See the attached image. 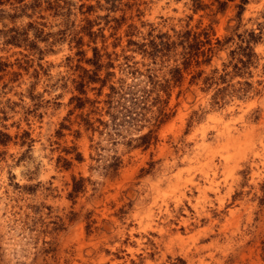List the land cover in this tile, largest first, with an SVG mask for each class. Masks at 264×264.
I'll return each instance as SVG.
<instances>
[{"label":"rangeland","instance_id":"1","mask_svg":"<svg viewBox=\"0 0 264 264\" xmlns=\"http://www.w3.org/2000/svg\"><path fill=\"white\" fill-rule=\"evenodd\" d=\"M58 1L0 4V129L10 135L0 143V264H28L43 240L52 264H264V27L246 72L229 64L233 35L185 69L163 104L153 89L135 105L108 95L112 83L149 89V68L161 75L175 63L128 38L178 40L208 24L212 43L257 31L264 0H249L233 30L239 0L215 14L213 0L199 10L192 0ZM23 28L27 41L6 42ZM79 36L87 56L95 45L112 63L83 90L80 67L94 65L76 53ZM223 63L224 80L204 83Z\"/></svg>","mask_w":264,"mask_h":264},{"label":"trees","instance_id":"2","mask_svg":"<svg viewBox=\"0 0 264 264\" xmlns=\"http://www.w3.org/2000/svg\"><path fill=\"white\" fill-rule=\"evenodd\" d=\"M24 0H0V4L6 3V2H19V4L15 5L14 9L15 12H17L18 5H20ZM46 1V8L54 7V5H58V0H44ZM193 3V10H199V9H205L208 4H204L202 0H192ZM230 0H213L211 3L216 4L215 7H211L212 13L215 14L219 11H223ZM31 2H35L36 5L40 6L43 0H31ZM249 0H239L236 3V14L235 17L237 18L238 24L236 27H232L237 29L238 25H240L241 21V15L245 9L246 3H248ZM91 4L88 5L89 8H91ZM114 6V5H112ZM264 13V12H263ZM15 15V14H14ZM85 18V17H84ZM87 23L81 24V27L86 30V32L91 36L94 34V30L91 29V26L93 24V20H90L86 18ZM255 23L257 24L258 30L255 29H245L242 32H235L233 31L231 36H228V38L221 40L219 38H216L215 41L212 43L210 38V31L212 30V25L208 24L203 26L200 30H194L193 28H186L184 30H180L179 34H177L176 37H178V40L174 38H171L169 34L163 35V34H157L152 35L151 31H148L147 34V40H137L128 38L129 44H135V48L143 52L144 55H151L154 58L157 56L159 57H166L169 58L171 56H175L174 58V64L168 67V69L159 75L156 73L153 69L149 68V74H148V82L150 84L149 89H139L133 90L135 85H138L137 83L133 85H127L124 87L122 86H116L113 83L110 84L111 91L108 92V95H111L110 97L113 98L114 95H117L118 98H130L132 99V104H140L144 103L146 100H144V97H146L147 94H149L150 90L155 91L154 101L159 103H164L170 94V90L174 85H177L183 76V71L187 69L192 63H209L212 59V56L214 53L220 49V46L223 45L226 41H232L234 39V36L238 39L235 42V48L231 49L230 55L231 59L229 61V64L232 65V69L235 72H246L248 67L252 64L253 57L256 55L254 50V44L261 38V32L263 29V22L256 20ZM135 26V25H134ZM136 27V26H135ZM135 30V29H134ZM131 30L128 28L126 31V34L130 35ZM132 32H140L138 28H136L135 31ZM28 31L27 28H23L20 32L14 31L13 33L8 35V38L6 42L13 43V44H19L22 42V40L27 41L28 39ZM134 34V33H132ZM21 36V37H20ZM82 37L79 36L76 39L77 44V50L76 53L80 54L84 60L94 65L93 68H86V67H80L83 71V74L81 78L78 80L79 90H83V85L85 82L89 80H104L102 77L98 75V70L102 68L103 66H107L109 64H112L110 61L103 62L102 57L105 54V51L102 50L101 47L92 46V54L90 56L86 55V49L81 47V39ZM146 38V37H144ZM206 44V46H205ZM177 47H180V51H176ZM200 56L201 59H200ZM228 64L223 63V70H226ZM227 71L219 73L218 76H216V73L218 72V68L214 67L211 70V73L204 76L203 82L208 84V86H211V84L218 82L217 79L224 80L225 75L227 74ZM85 74V75H84ZM201 71H199L196 75H200ZM84 75V76H83ZM103 84V83H102ZM227 89V86H217L215 89V92L213 94V98L215 102H219L220 99H225V90ZM84 92V91H82ZM73 97V96H72ZM71 97V98H72ZM75 97L79 100V104L82 100V97L79 95H75ZM110 98V99H111ZM83 101V100H82ZM132 107V106H130ZM129 111H131L130 108H128ZM116 118L115 115H112V120ZM103 124L106 126L108 124L107 121H103ZM119 123H117L118 125ZM151 133V131H149ZM142 137L146 136V134H142ZM10 135L6 132L0 129V143H6L9 139ZM77 158H81V155L79 152H76ZM120 158L115 157L114 161L107 164V168L114 172L119 168L120 164ZM76 190V189H74ZM54 248L52 245V242L50 240H43L42 244L37 248L35 251V254L32 258V260L28 264H52L49 262V259L54 256ZM40 259V260H38ZM23 264H26L23 262Z\"/></svg>","mask_w":264,"mask_h":264}]
</instances>
